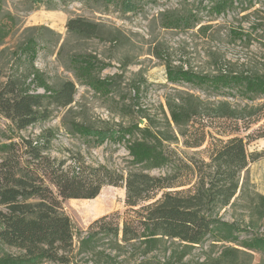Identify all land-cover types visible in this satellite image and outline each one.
<instances>
[{"label":"trees","instance_id":"16d2710c","mask_svg":"<svg viewBox=\"0 0 264 264\" xmlns=\"http://www.w3.org/2000/svg\"><path fill=\"white\" fill-rule=\"evenodd\" d=\"M95 1L119 5L123 14L137 10L136 0ZM209 1L208 10L216 15L224 14L236 2ZM24 2L27 10L36 5L55 6L53 0ZM4 5L5 0H0V114L22 132L49 120L54 110L63 109L61 123L69 134L93 138L97 145L123 141L130 160L122 168H109L86 164L77 153L71 157L73 165L65 167V160L46 154L53 138L51 129H44L35 139L18 136L17 142L11 138L0 142V264H192V251L206 243L221 244L222 250L216 257L204 255L199 264H237V255L244 253L237 247L264 254V238L239 240L245 228L264 222V196L248 192L242 177L255 160L247 152L251 138L247 132L264 118L263 62L223 61L213 52L210 69L198 71L186 63H174L156 43L151 55L163 63L168 83L188 84L214 97L203 99L175 90L165 97L167 112L162 109L161 117L137 109L146 121L143 127L137 122H112L97 128L70 118L76 114L72 107L76 82L95 95L109 97L117 75L100 76L109 63L96 52L75 48L65 59L74 82L47 77L35 60L40 46L48 44L47 35L55 37L53 44H59L61 57L70 43L97 40L115 47L122 32L72 16L66 21L61 43L52 30L33 26L24 28L9 47L6 40L17 18ZM159 19L163 29L196 30L209 38L214 35L210 25H202L190 12L164 11ZM253 25L254 32H263L260 19ZM224 36L243 43L252 35L238 28ZM32 85L43 92L31 91ZM131 92L137 100L140 85H132ZM178 144L197 150L190 156L178 154L173 148ZM154 171L158 174H152ZM104 186L124 189L125 210L104 215L75 231L63 201L94 199ZM239 202L246 204V222L241 221L245 228L220 216L222 210L234 209Z\"/></svg>","mask_w":264,"mask_h":264},{"label":"rangeland","instance_id":"374dc122","mask_svg":"<svg viewBox=\"0 0 264 264\" xmlns=\"http://www.w3.org/2000/svg\"><path fill=\"white\" fill-rule=\"evenodd\" d=\"M136 2L135 12L123 14L119 5H105L95 0H53L55 6L36 5L31 10L26 9L24 0H5V10L17 18V25L6 43L12 47L22 30L33 26H44L52 30L60 36L61 43L66 36V21L72 16H80L119 29L123 37L120 44L115 47L97 40L86 41L80 45L70 43L61 57L58 56L59 44L57 46L53 44L55 37L47 35L48 44L40 46L35 60V66L47 77L68 78L74 82L76 80L73 73L65 67V59L75 48L96 52L105 63H109L100 74L101 77L117 75L116 87L109 97L95 95L87 87L76 82L77 93L72 105L76 114L70 118L74 117L97 128L112 122L125 124L137 122L143 127L146 121L140 118L137 109H143L148 115L161 117L162 109L167 112L165 97L175 90H183L203 99L214 97V94L188 84L175 86L168 83L163 63L151 55V49L156 43L168 52L171 61L176 64L186 63L198 71L210 69L208 63L213 52L221 56L223 61L250 59L264 63V30L253 31L256 19L264 23V0H252L251 5L248 0H236L231 8L220 15L208 10L209 0H136ZM245 8L248 9L244 10ZM173 10L181 14L190 12L202 25H210L213 37L196 34V30L161 28L160 13ZM238 28L251 32V38L243 43L225 38L228 30ZM138 84L140 92L136 100L133 98L131 88L132 85ZM30 90L36 93L43 92L42 89L35 90L33 85ZM64 112L63 109H56L49 120L22 132L16 131L0 114V142H7L9 138L17 142L18 136L35 139L44 129H51L53 138L46 154L52 159L65 160V167L73 165L71 157H75L77 153H80L84 162L89 165L100 163L109 168H122L127 165L130 158L125 149V142L106 141L102 145H97L93 138L82 139L69 134L61 123ZM247 133L251 136L247 152L255 160L249 164L242 177L247 183L248 192L264 196V118L253 125ZM247 133H243L242 136ZM173 148L178 154L184 153L188 156L197 150L185 149L181 144L173 145ZM152 174L157 175L158 172L154 171ZM124 197L123 188L104 186L94 199H66L62 206L74 230L78 231L87 228L90 223L104 215L122 213L125 210ZM245 207L244 202H239L234 209L222 210L220 216L226 221H237L243 228L245 224L241 221L247 215ZM245 229L247 230L240 232V241L252 237L264 238V222L254 228ZM237 248L244 251L237 255V264H264L262 252ZM6 250L15 253L12 249ZM221 250V244L212 246L206 243L203 248L192 251L190 257L192 264H199L203 261L204 255L216 257Z\"/></svg>","mask_w":264,"mask_h":264},{"label":"bare ground","instance_id":"6f19581e","mask_svg":"<svg viewBox=\"0 0 264 264\" xmlns=\"http://www.w3.org/2000/svg\"><path fill=\"white\" fill-rule=\"evenodd\" d=\"M57 17V16H56ZM58 18V17H57ZM62 18V17H61ZM61 21V20H60Z\"/></svg>","mask_w":264,"mask_h":264}]
</instances>
